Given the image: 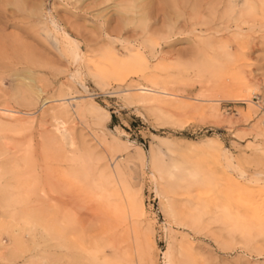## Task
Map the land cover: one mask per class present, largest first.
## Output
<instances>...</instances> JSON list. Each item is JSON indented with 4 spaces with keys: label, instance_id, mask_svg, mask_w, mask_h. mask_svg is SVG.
I'll return each mask as SVG.
<instances>
[{
    "label": "rangeland",
    "instance_id": "1",
    "mask_svg": "<svg viewBox=\"0 0 264 264\" xmlns=\"http://www.w3.org/2000/svg\"><path fill=\"white\" fill-rule=\"evenodd\" d=\"M1 1L31 51L0 57V264H264V5L207 54L190 11Z\"/></svg>",
    "mask_w": 264,
    "mask_h": 264
},
{
    "label": "bare ground",
    "instance_id": "2",
    "mask_svg": "<svg viewBox=\"0 0 264 264\" xmlns=\"http://www.w3.org/2000/svg\"><path fill=\"white\" fill-rule=\"evenodd\" d=\"M100 2V1H99ZM237 2L239 5L241 3H243L242 6H248L250 3L253 4L254 1L252 0H127V2H124V4L127 6V10H126V16L131 15L133 17H137L138 14L142 15V17L144 18H152L153 16L155 18H160L163 21V24L166 22L167 19H169L170 14L171 13H175V11H177L178 13H183V15L188 16L186 13L187 11H190L189 13V17L187 18V22L190 26L195 27L197 24L198 25H202V26H207V30H205V33L208 34H214V35H224L227 36L225 38L226 44L225 46H220V49H215L214 45L210 42V41H206L198 44V52H205L207 54H210L211 52H214L217 54H223L224 52H226V49L228 48V42L230 39L236 37V36H240L242 34V32L244 31V29L242 27H239V31L237 33H230L229 29H231L230 27V23H232V18L235 17L236 14V10H233V4ZM257 2L259 3V5L261 7H263V0H257ZM106 1H102L100 3L95 2L94 5L96 7L98 6H103V4H105ZM226 4L225 6H228L227 9H225L226 11L222 10V12H220V8L222 7V5ZM12 5V4H11ZM18 5V2L16 3V6ZM93 6V5H92ZM94 6V7H95ZM125 6V7H126ZM191 6L192 9H188ZM224 6V8H225ZM10 7V6H9ZM16 12H10L8 10V4L4 3L3 1L0 0V57L4 58L6 56H8L9 54L14 55H21V54H25L31 51V49L27 46H25L20 40V38L17 37H7L5 36L4 30L6 27L11 26V25H15L13 23V21H11L9 18H15L16 16H18V13L20 12V7L17 6L16 8ZM124 10V11H125ZM244 10V9H242ZM259 9H257L256 11L259 13L258 11ZM192 11V13H191ZM240 12V11H239ZM120 14V13H119ZM176 14V13H175ZM257 14V13H255ZM254 14V15H255ZM240 15V14H238ZM125 16V15H124ZM152 16V17H151ZM251 16V15H250ZM19 17V16H18ZM17 17V18H18ZM130 17V16H129ZM263 17V16H262ZM124 18V17H123ZM254 18V17H253ZM258 18V17H257ZM131 19V18H130ZM175 19V18H174ZM181 19V18H180ZM251 18L249 17V15H247L244 11H242L241 15H240V22L242 23V26L244 27V25H247L249 20ZM129 20V19H128ZM149 20V19H148ZM156 20V19H155ZM16 21V20H15ZM56 21V20H55ZM112 21V20H111ZM124 21V19H123ZM136 21V20H135ZM161 21V22H162ZM179 21V20H178ZM259 21V20H258ZM57 22V21H56ZM132 22V21H131ZM156 22V21H155ZM168 22V21H167ZM173 22V21H172ZM53 23V22H52ZM118 23V21H117ZM130 23V22H128ZM127 23V25H128ZM138 23V20H137ZM180 23V22H177ZM218 23L221 25V30L220 28H216V25H218ZM239 23V24H241ZM58 24V23H57ZM123 24V23H122ZM119 24L118 28L114 31H112L111 33H109L110 37H114L116 39L119 38V35H121V33L125 30L126 26H124V24ZM143 24V23H142ZM187 24V23H186ZM55 25V24H54ZM168 25V24H167ZM183 25V24H182ZM181 25V26H182ZM61 26V25H60ZM138 26V25H137ZM169 26V25H168ZM167 26V27H168ZM232 26V25H231ZM55 27V26H53ZM58 27V26H57ZM56 27V28H57ZM189 27V26H188ZM200 27V26H198ZM15 28V26H14ZM20 28V27H18ZM60 28V27H58ZM132 28V27H131ZM133 29V28H132ZM130 29V30H132ZM169 29V28H168ZM171 29V28H170ZM177 29V28H176ZM55 30V29H54ZM234 29L232 28V31ZM134 31V29H133ZM132 31V32H133ZM178 32H176L175 30L172 31L171 33H168V35L166 36L169 39H173L174 36H180L183 35L182 32H184L183 28H180L177 30ZM236 31V30H235ZM104 32V31H103ZM169 32V31H168ZM197 30H191V34L192 33H196ZM202 29L198 28V33H202ZM128 33V32H127ZM188 33V32H187ZM19 35V34H18ZM16 35V36H18ZM38 35V34H37ZM103 35V34H102ZM124 35V34H123ZM190 35V34H189ZM202 35V34H201ZM93 36V35H92ZM98 36V35H97ZM105 36V35H104ZM185 36V35H184ZM20 37V36H19ZM80 35L77 37V39H79ZM147 37V36H146ZM181 37V36H180ZM200 37V36H199ZM202 37V36H201ZM208 37V36H207ZM213 37V36H211ZM32 38V37H31ZM103 38V37H102ZM130 38V37H129ZM104 39V38H103ZM134 39V38H133ZM165 39V38H164ZM178 39V38H176ZM185 39V38H184ZM36 40V39H35ZM119 40V39H118ZM175 40V39H174ZM173 40V41H174ZM182 40V39H180ZM205 40V39H204ZM214 40V39H213ZM170 41V40H169ZM200 41V40H199ZM132 42V41H131ZM163 42V41H162ZM177 43V42H175ZM173 43V44H175ZM124 44V43H123ZM144 45V43L142 44ZM120 46V45H119ZM135 46V45H134ZM162 46V45H160ZM170 46V45H169ZM173 46V45H172ZM130 48V47H129ZM79 49V50H78ZM143 49V47H142ZM229 49V48H228ZM70 50V49H69ZM133 50V49H132ZM152 50V49H151ZM35 51V50H34ZM219 51V52H218ZM81 49L77 48L75 46V48H71L69 54H70V58L73 59V61L75 63H79L82 60L81 57ZM160 53V52H159ZM151 54V53H150ZM10 56V55H9ZM12 56V57H13ZM85 57V55H84ZM9 58V57H8ZM159 58V57H158ZM5 62V61H4ZM146 91V90H145ZM150 92V91H148ZM6 112V111H4ZM8 112V111H7ZM12 113V112H10ZM3 118V117H2ZM14 120V119H13ZM62 129V128H61ZM63 132V131H62ZM61 135V134H60ZM64 135V134H63ZM65 136V135H64ZM63 137V136H62ZM61 143V142H60ZM179 187V186H178ZM195 188L194 184L189 183V185H185L182 186V194L180 196H184L186 199H189L190 201H192V191ZM172 191V190H171ZM174 192V191H173ZM181 198V197H180ZM34 215V214H33ZM126 227V226H125ZM20 229V228H19ZM21 246V245H20ZM16 262V261H15Z\"/></svg>",
    "mask_w": 264,
    "mask_h": 264
}]
</instances>
